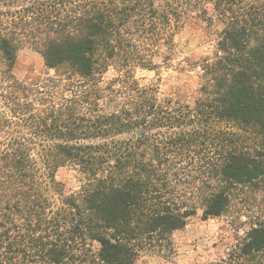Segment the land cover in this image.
Wrapping results in <instances>:
<instances>
[{
    "label": "trees",
    "instance_id": "obj_1",
    "mask_svg": "<svg viewBox=\"0 0 264 264\" xmlns=\"http://www.w3.org/2000/svg\"><path fill=\"white\" fill-rule=\"evenodd\" d=\"M187 22L215 37L192 104L134 77L173 59ZM26 46L54 72L40 84L14 74ZM68 167L77 190L56 178ZM262 190L264 0H0V264L170 256L198 211L220 218ZM256 205L209 264H264Z\"/></svg>",
    "mask_w": 264,
    "mask_h": 264
},
{
    "label": "rangeland",
    "instance_id": "obj_2",
    "mask_svg": "<svg viewBox=\"0 0 264 264\" xmlns=\"http://www.w3.org/2000/svg\"><path fill=\"white\" fill-rule=\"evenodd\" d=\"M214 35L202 22H187L175 38V55L164 64L160 58L155 70L138 68L134 77L140 86L159 89L162 97H173L192 104L198 89V69L195 63L212 56L215 49ZM14 74L26 83L40 84L54 74L44 63L42 56L32 47H23L17 57ZM118 77L113 68L103 72L104 82ZM58 181L68 191L77 190V173L70 167L58 170ZM264 196V190L240 195L235 201V210L230 214L213 219H203L202 212L192 217L185 229L173 236L174 253L170 256L141 252L136 264H209L225 257L238 236H245L250 227L247 216L254 215L256 204Z\"/></svg>",
    "mask_w": 264,
    "mask_h": 264
},
{
    "label": "water",
    "instance_id": "obj_3",
    "mask_svg": "<svg viewBox=\"0 0 264 264\" xmlns=\"http://www.w3.org/2000/svg\"><path fill=\"white\" fill-rule=\"evenodd\" d=\"M142 135V130H138L137 131V136H141Z\"/></svg>",
    "mask_w": 264,
    "mask_h": 264
}]
</instances>
